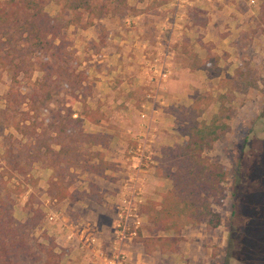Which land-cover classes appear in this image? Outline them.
<instances>
[{
  "label": "rangeland",
  "instance_id": "374dc122",
  "mask_svg": "<svg viewBox=\"0 0 264 264\" xmlns=\"http://www.w3.org/2000/svg\"><path fill=\"white\" fill-rule=\"evenodd\" d=\"M117 1H109L111 10L118 13L110 20L100 22L98 19L96 27L73 25L65 30L73 41L80 67L87 73L89 89L86 104L77 97V93L63 92L61 96L68 97L74 117L80 113L87 117L84 123L86 131L108 135V142L97 149L104 151L109 161L113 158V168L105 177L87 169L76 170L75 182L71 186L74 199L58 201L49 195V179L54 169L46 162L33 164L30 171L35 178L33 184L27 183L23 176L13 175L14 171L5 164L8 160L5 158L6 150L21 142V133L12 126L14 119H19L21 114L19 110H8L5 95L11 87V78L5 71L0 73V165L8 166L4 170L3 182L10 188L8 199L12 200L14 217L19 221L32 219L37 223L32 236L35 243L48 242L46 236L55 240L56 249L61 253L59 264H76V246L63 242L72 221L100 219L107 227L113 224L115 228L116 213L120 211L123 220L131 218L127 219L128 242L142 244L138 232L146 236L160 234L150 226L147 215L140 213L139 205L146 201H161L163 193L172 185L171 180L158 175L155 158L137 163L135 159L126 158L139 154V144L146 140L157 154L163 145L183 143L187 138L184 114L196 105L197 111L201 112L199 119L209 122L221 110L229 123V128L206 151V155L229 169L224 194L214 203L215 210L222 215V223L217 229H207L205 223L187 226L182 232L184 239L177 251L179 255L155 252L153 258H148L153 264H264V0L237 2V11H241L243 19L235 12L224 14L225 0L204 2L210 5L212 14L209 17L191 8L188 19L178 20L172 39L174 60L178 66H171L170 76L162 81H151L147 71L141 69L144 78L137 83L102 81L100 76H96L95 70L102 67L108 74V64H98V61L105 59L103 48L109 45V27L117 24L137 32L132 37H139L137 41L144 40L141 46L147 43L142 49L149 59L158 52L157 22L164 20L168 27L172 19L166 18L168 14L160 9L166 0H127V9L121 5L116 9ZM46 3L47 11L56 15L59 0H46ZM260 6L262 12L257 14ZM126 10H130L131 15L144 11L154 16L135 21ZM209 20L210 24H207ZM142 23L151 28L140 34ZM94 28L96 36L90 33ZM162 36L161 40L167 42V35ZM215 55L219 57L217 61L212 59ZM208 57L211 59L207 60ZM215 63L221 69L219 73H216ZM40 76L41 72L36 70L34 78ZM58 99L50 103L41 117H53L62 105ZM90 117L100 119V124H94ZM114 136L119 143L126 142L122 152L120 144L116 147ZM126 166L154 171L148 184L142 187L143 191L135 192L140 198L131 207L132 211L126 210L124 199L117 195V185ZM90 183L97 186L102 202L79 199L81 190L89 189ZM256 190L259 192L253 197L250 192ZM5 193L7 190H0V197ZM103 250L107 255L112 252L107 247Z\"/></svg>",
  "mask_w": 264,
  "mask_h": 264
},
{
  "label": "trees",
  "instance_id": "16d2710c",
  "mask_svg": "<svg viewBox=\"0 0 264 264\" xmlns=\"http://www.w3.org/2000/svg\"><path fill=\"white\" fill-rule=\"evenodd\" d=\"M109 1L59 0V11L53 16L46 9V0H0V73L5 71L11 78L5 98L8 110H19L21 114L12 126L22 135L20 144L6 150L8 160L4 163L14 171L13 175L23 176L27 183L33 184L35 178L30 174L33 164L46 162L54 169L48 193L58 201L74 199L71 186L76 170L87 169L105 177L113 168L104 151L97 149L108 142V135L86 131L87 117L83 113L74 117L68 97L61 96L63 92L77 93L86 104L89 89L87 73L80 67L73 41L65 30L73 25L93 26L110 13ZM126 1H117L116 9L127 5ZM218 58L212 57L215 61ZM214 68L216 73L221 70L217 63ZM36 70L41 76L34 78ZM57 98L62 105L53 117H41ZM190 109L183 117L186 140L163 145L154 157L158 175L170 179L171 187L163 193L161 201L140 205V213L147 215L150 226L160 234L142 237L138 232V236L149 250L161 253L179 250L187 226L205 223L207 229H217L222 223V215L215 210L214 203L224 194L229 169L206 155V151L229 128V123L221 110L208 122L199 119L201 112L196 105ZM90 121L100 124V119L90 117ZM7 167L0 165V190L8 192L0 197V264H59L61 253L55 240L46 236L48 242L35 243L32 236L37 223L14 217L13 203L8 199L10 188L3 182ZM81 192L80 200L103 201L93 183ZM257 192L250 193L254 197Z\"/></svg>",
  "mask_w": 264,
  "mask_h": 264
},
{
  "label": "crops",
  "instance_id": "0c3cea01",
  "mask_svg": "<svg viewBox=\"0 0 264 264\" xmlns=\"http://www.w3.org/2000/svg\"><path fill=\"white\" fill-rule=\"evenodd\" d=\"M141 1L145 2L147 0ZM205 1L207 0H166V2L164 3L165 6H161L160 9L163 10L162 12L164 14H168L167 17L163 16V18L171 17L172 20L169 24L170 26L168 27L164 25V20H160L159 22H157V34H159L158 38H160L156 46L158 52L157 54L154 53V55L149 59L146 57V54L142 49V47L146 48L145 46H147V43H144L141 46V41L144 40L137 41L139 37H136L134 39L132 37V34H136L137 32L128 30V27H122L117 24H113L112 27H109V30H111L109 36V45L108 47L103 48V56L105 57V59H101L100 61H98V64H101V62H106V64H108V74H105V68L102 67L100 70H95V73L97 74L96 76H100L102 81L107 79L108 81L114 80L116 83L121 82V80L125 81L124 83H137L143 81L144 77L141 72L142 69L143 71H147V74L151 78V81L164 80L165 78L160 76V74L164 72L167 73V77H169L172 72V69L170 67L173 65L178 66V63H176L174 60L175 50L173 49L172 45V39L174 37V34L176 33V28L178 27L177 22L180 19H188L190 15L189 11L191 8H196L197 10L204 13V15H211L212 12H210V5H206L204 3ZM208 1L210 2L211 0ZM239 1L246 2L248 0H225L224 14L230 15L232 12H235L236 14H238V16H240L239 18L243 19V14H241V11H237V2ZM251 1L256 2V0H249V2ZM126 2L128 3V1ZM127 6L128 4L125 5L126 9L129 8ZM141 7L146 8V6L144 5H141ZM261 12L262 7L260 6L257 14H260ZM126 13L128 16H131V18H135V21L145 20V18L147 17L150 18L154 16L146 14L144 11H140L136 15H131L130 10H126ZM115 14L118 15L117 12L110 10V13L101 18L100 22H104V19L110 20L112 17H115ZM96 23L93 25V27L97 26ZM207 24H210V20ZM148 28L151 27H147L142 23L141 28H139V33L143 34L147 32ZM95 30L96 29L94 28V30L90 32L91 34H94V36H96ZM162 35H167V42L161 40L164 37ZM141 38L144 39L143 36ZM210 50L211 48H209V51ZM143 63L146 65L141 66V64ZM115 139L116 137L114 136V140ZM118 144H120L122 148L120 149V151L122 152L126 146V142L122 141L121 143H119L118 139H116V147ZM138 151H140L139 154H132L126 159H135V163H137V161L139 162V160L141 162L145 159H150L153 161L154 157L157 155L156 151L154 152V150L151 149V144H148L147 140L145 141V143L139 144ZM130 152H132V150H130ZM110 161L113 162V158H110ZM125 164H127V161H125ZM130 168V166H128L127 169L125 168L124 172L121 174L122 177L117 185V195H120V197L124 199V205L126 206L125 208H129V206L132 207L136 202H138L137 200H139L140 197L137 196L135 192L137 193V190L140 189L143 191L142 187L148 184V182L150 181V176L153 175L154 172L151 169ZM142 201L143 198L140 199V202ZM121 208L122 206H120V209ZM127 219L130 220L131 218L128 217ZM127 219H125V222H127ZM122 220L123 214L118 211L116 213L114 222V225L116 224L115 228H113V224L107 227L106 224L100 219L94 220L92 218L88 219L87 221H72L71 227H68V229L66 230V235L65 237H63L65 241L63 240V242L68 245L76 246V264L152 263V261H150L148 257H151L155 252H161L159 250H149L150 248H148L141 240L139 241L142 244H134L132 243V241L128 242V234L126 238H122L119 234V229L117 228ZM142 237L148 236L142 234ZM104 247L112 250V252L107 255L103 250ZM78 248L80 249V251H78ZM175 252L171 253V255H179V252Z\"/></svg>",
  "mask_w": 264,
  "mask_h": 264
},
{
  "label": "built area",
  "instance_id": "2783aa9c",
  "mask_svg": "<svg viewBox=\"0 0 264 264\" xmlns=\"http://www.w3.org/2000/svg\"><path fill=\"white\" fill-rule=\"evenodd\" d=\"M161 77L166 78L167 77V73H161L160 74ZM145 116V114H144ZM128 211H132L133 208L131 209V207H129L127 209ZM138 216V215H137ZM118 229H119V234L122 238H126L127 234H128V230H129V225L127 222H125V220H122V222H120V224L118 225ZM135 233V232H134Z\"/></svg>",
  "mask_w": 264,
  "mask_h": 264
}]
</instances>
